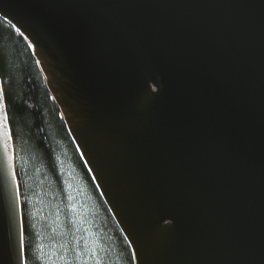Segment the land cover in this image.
I'll list each match as a JSON object with an SVG mask.
<instances>
[{
	"label": "water",
	"instance_id": "obj_1",
	"mask_svg": "<svg viewBox=\"0 0 264 264\" xmlns=\"http://www.w3.org/2000/svg\"><path fill=\"white\" fill-rule=\"evenodd\" d=\"M0 19L135 264H264V0H0ZM11 133L0 82V264H25Z\"/></svg>",
	"mask_w": 264,
	"mask_h": 264
},
{
	"label": "trees",
	"instance_id": "obj_2",
	"mask_svg": "<svg viewBox=\"0 0 264 264\" xmlns=\"http://www.w3.org/2000/svg\"><path fill=\"white\" fill-rule=\"evenodd\" d=\"M0 82L12 132L25 264H135L31 49L1 19Z\"/></svg>",
	"mask_w": 264,
	"mask_h": 264
},
{
	"label": "bare ground",
	"instance_id": "obj_3",
	"mask_svg": "<svg viewBox=\"0 0 264 264\" xmlns=\"http://www.w3.org/2000/svg\"><path fill=\"white\" fill-rule=\"evenodd\" d=\"M25 40H26V42L28 43V46L30 47L31 51H32L33 53H35V49H34V47L30 44V42L27 40V38H25Z\"/></svg>",
	"mask_w": 264,
	"mask_h": 264
}]
</instances>
